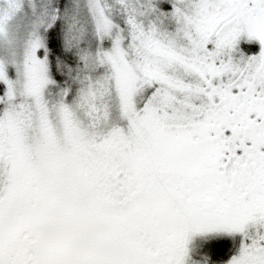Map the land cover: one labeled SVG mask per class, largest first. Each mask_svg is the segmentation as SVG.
I'll list each match as a JSON object with an SVG mask.
<instances>
[{
	"label": "snow or ice",
	"instance_id": "obj_1",
	"mask_svg": "<svg viewBox=\"0 0 264 264\" xmlns=\"http://www.w3.org/2000/svg\"><path fill=\"white\" fill-rule=\"evenodd\" d=\"M0 264H264V0H0Z\"/></svg>",
	"mask_w": 264,
	"mask_h": 264
}]
</instances>
